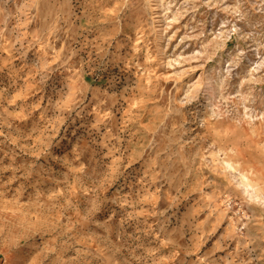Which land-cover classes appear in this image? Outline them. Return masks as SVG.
Instances as JSON below:
<instances>
[{
	"label": "rangeland",
	"instance_id": "374dc122",
	"mask_svg": "<svg viewBox=\"0 0 264 264\" xmlns=\"http://www.w3.org/2000/svg\"><path fill=\"white\" fill-rule=\"evenodd\" d=\"M0 264H264V0H0Z\"/></svg>",
	"mask_w": 264,
	"mask_h": 264
}]
</instances>
